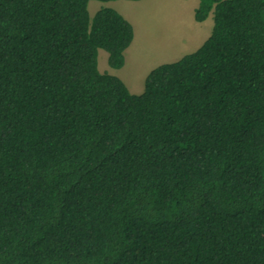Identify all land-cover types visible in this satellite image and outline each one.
Wrapping results in <instances>:
<instances>
[{
	"label": "trees",
	"instance_id": "1",
	"mask_svg": "<svg viewBox=\"0 0 264 264\" xmlns=\"http://www.w3.org/2000/svg\"><path fill=\"white\" fill-rule=\"evenodd\" d=\"M90 1L0 0V264H264V0H199L141 94Z\"/></svg>",
	"mask_w": 264,
	"mask_h": 264
},
{
	"label": "rangeland",
	"instance_id": "2",
	"mask_svg": "<svg viewBox=\"0 0 264 264\" xmlns=\"http://www.w3.org/2000/svg\"><path fill=\"white\" fill-rule=\"evenodd\" d=\"M126 1L128 0L109 2L91 0L88 6L90 16L93 18L103 7H111L123 12L121 3ZM130 3H132L131 8L123 13L134 26L135 38L132 44L134 55L131 58L133 52L130 54L126 66L115 69L109 65V53L100 49L98 63L101 72L120 77L132 93L141 94L145 89L147 76L153 69L194 52L206 38L211 36L214 19L211 14L203 26L207 34L200 41L188 44L175 55L172 54L173 50L169 46H172V42L181 35L189 33L191 22L196 23L194 12L196 0H141Z\"/></svg>",
	"mask_w": 264,
	"mask_h": 264
},
{
	"label": "crops",
	"instance_id": "3",
	"mask_svg": "<svg viewBox=\"0 0 264 264\" xmlns=\"http://www.w3.org/2000/svg\"><path fill=\"white\" fill-rule=\"evenodd\" d=\"M130 1L131 0H128V1H126V2H124V3H121V6L123 7V12L125 13L126 11H128V9H130L131 8V6H132V3H130ZM141 1V0H140ZM198 6H199V0L197 1L196 0V3H195V7H194V12L196 11V9L198 8ZM119 10V9H118ZM117 10V11H118ZM120 12H121V10H119ZM123 12H121V14L124 16V13ZM211 16V15H210ZM210 16H209V18H210ZM208 18V19H209ZM207 19V20H208ZM207 20L206 21H204V22H197L196 21V23H192L191 22V27L189 28V33H186V34H183V35H181L180 37H178V39H176L175 40V42H172V46H169L170 48H171V50H173V53L172 54H177V52H181V50H182V48H184V47H186L188 44H191V43H194V42H196V41H200L201 39H202V37H204V35L205 34H207L206 33V29H204V24H206V22H207ZM210 37V36H209ZM208 37V38H209ZM208 38H206L205 40H204V42L208 39ZM203 42V43H204ZM133 43H134V41H133ZM132 43V44H133ZM199 43V42H198ZM200 46H202V45H200ZM132 45L130 46V48L127 50V53H126V64L128 63V60L130 59V54H131V58H132V56L134 55V51H132ZM199 48V47H198ZM197 48V49H198ZM181 49V50H180ZM196 49V50H197ZM179 55V54H178ZM174 56V55H173ZM176 57V56H175ZM175 62V61H174ZM126 64H125V66H126Z\"/></svg>",
	"mask_w": 264,
	"mask_h": 264
}]
</instances>
